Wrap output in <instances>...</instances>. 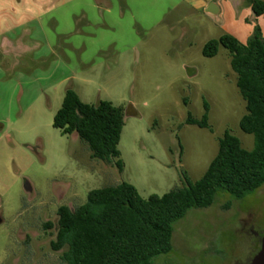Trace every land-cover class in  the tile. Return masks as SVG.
<instances>
[{"label": "rangeland", "instance_id": "obj_1", "mask_svg": "<svg viewBox=\"0 0 264 264\" xmlns=\"http://www.w3.org/2000/svg\"><path fill=\"white\" fill-rule=\"evenodd\" d=\"M224 2L218 21L189 0H0V33L26 31L0 50V264H68L67 248L52 247L58 211L92 190L127 182L144 198L162 196L186 185L182 171L195 183L226 130L254 148L229 51L203 50L224 35L246 44L256 26L264 37V16L247 0ZM69 88L85 103L126 109L123 172L53 127ZM204 100L213 131L186 124L202 118ZM263 235L264 186L243 199L220 191L174 225L173 250L153 264H247Z\"/></svg>", "mask_w": 264, "mask_h": 264}, {"label": "trees", "instance_id": "obj_2", "mask_svg": "<svg viewBox=\"0 0 264 264\" xmlns=\"http://www.w3.org/2000/svg\"><path fill=\"white\" fill-rule=\"evenodd\" d=\"M255 17L264 16V0H247ZM220 47L231 56L237 87L246 102L247 114L240 127L254 136V148L226 130L219 139V151L201 179L191 183L185 171L183 187L162 196L144 198L127 182L90 191L85 204L58 211L55 251L67 248L68 264H153L173 250L174 225L192 209L211 207L220 191L243 199L264 186V37L256 26L246 44L224 35L209 41L203 55L213 58ZM201 119L189 114L186 124L212 130L210 105L204 100ZM126 109L110 101L84 103L75 90H66L53 127L63 136L77 135L87 143L92 159L115 164L124 170L119 144L125 127ZM230 208V204L226 205ZM48 224L47 227H51Z\"/></svg>", "mask_w": 264, "mask_h": 264}, {"label": "flooded vegetation", "instance_id": "obj_3", "mask_svg": "<svg viewBox=\"0 0 264 264\" xmlns=\"http://www.w3.org/2000/svg\"><path fill=\"white\" fill-rule=\"evenodd\" d=\"M16 30H17V32L14 33ZM25 35H26V31L24 29V26H21L19 29L15 28L13 30L10 29V30L3 31L2 33H0V50L2 51V49H3L2 47L5 45L8 47H11L16 42L24 41V39L26 37ZM7 55H8V53L4 54L5 57ZM0 64L5 65L3 62V59L1 60V58H0ZM251 232H252V234H254V236H257L256 232H254L253 230ZM263 243H264V235L262 237H260V240L258 241L259 250L256 252V254H254L252 259H250V261L247 264H253V260L257 256V254L261 251Z\"/></svg>", "mask_w": 264, "mask_h": 264}, {"label": "crops", "instance_id": "obj_4", "mask_svg": "<svg viewBox=\"0 0 264 264\" xmlns=\"http://www.w3.org/2000/svg\"><path fill=\"white\" fill-rule=\"evenodd\" d=\"M189 2L190 3H192V5H193V7H195V8H197V9H200V10H203V11H205L206 12V10H207V8L209 7V5L211 4V3H213V2H215L216 4H217V6H218V8L220 9V14H219V17L218 18H216L218 21H220L221 20V18L224 16V14H225V5H224V0H189ZM242 5V4H241ZM248 9H249V11H252V8H251V6H249L248 4H244ZM253 12V11H252ZM206 14L208 15V16H210V17H212V18H215L214 16H212V15H210V14H208L207 12H206ZM257 18H260V17H255V19H257ZM249 20H254L253 19V15H252V17L250 16L249 18H248ZM77 93V92H76ZM78 94V93H77ZM80 97V96H79ZM81 99V98H80ZM64 101V100H63ZM85 103V102H84ZM61 109V108H60ZM59 109V110H60ZM58 110V111H59ZM58 130V129H57ZM61 133V132H60ZM139 191V190H138Z\"/></svg>", "mask_w": 264, "mask_h": 264}, {"label": "water", "instance_id": "obj_5", "mask_svg": "<svg viewBox=\"0 0 264 264\" xmlns=\"http://www.w3.org/2000/svg\"><path fill=\"white\" fill-rule=\"evenodd\" d=\"M206 12L208 14L214 16L215 18H218L219 14H220V9L218 8L217 4L215 2H213L209 5ZM25 190L28 192H32V186L29 182L26 183ZM1 222H2V220H0V223ZM253 264H264V243H263L261 251L254 258Z\"/></svg>", "mask_w": 264, "mask_h": 264}]
</instances>
